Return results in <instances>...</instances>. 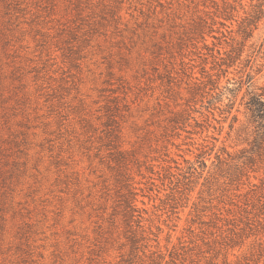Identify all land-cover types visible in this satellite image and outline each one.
Here are the masks:
<instances>
[{"label": "rangeland", "instance_id": "1", "mask_svg": "<svg viewBox=\"0 0 264 264\" xmlns=\"http://www.w3.org/2000/svg\"><path fill=\"white\" fill-rule=\"evenodd\" d=\"M264 0H0V264H264Z\"/></svg>", "mask_w": 264, "mask_h": 264}, {"label": "trees", "instance_id": "2", "mask_svg": "<svg viewBox=\"0 0 264 264\" xmlns=\"http://www.w3.org/2000/svg\"><path fill=\"white\" fill-rule=\"evenodd\" d=\"M255 105L258 107L257 108V113H260V115L264 114V98L258 97L255 100Z\"/></svg>", "mask_w": 264, "mask_h": 264}]
</instances>
